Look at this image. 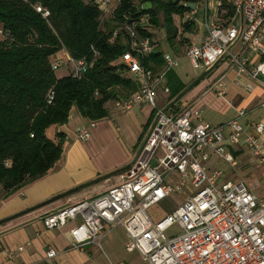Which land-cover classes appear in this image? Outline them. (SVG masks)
Instances as JSON below:
<instances>
[{
    "label": "built area",
    "instance_id": "built-area-1",
    "mask_svg": "<svg viewBox=\"0 0 264 264\" xmlns=\"http://www.w3.org/2000/svg\"><path fill=\"white\" fill-rule=\"evenodd\" d=\"M209 1L189 2L194 8L184 15V20L194 22L198 30L197 39L185 51L190 66L206 70L226 62L238 76L264 89V0H226L231 15L225 21L224 0L212 1L214 12ZM92 3L104 18L117 24L108 42H124L126 51L117 61L122 73L137 84L127 97H115L113 107L130 112L137 105H149L152 118L134 157L119 173L120 180L92 198L45 214L43 227L61 230L71 224V247L82 250L86 243L101 248L102 239L120 226L126 238L124 249L137 252L144 264H264V200L255 194V184L225 179L220 169L207 165L214 156L234 166L233 151L240 144L255 163L264 165V123H245L246 109H238L223 123L211 124L202 118L199 108L173 111L157 106L155 90L162 86L163 92L169 93L165 77L178 65L179 56L164 51V68H147L144 58L156 49L147 34L149 15L142 14L136 21H118L114 10L119 0ZM35 9L43 17L49 14L39 5ZM59 57L51 68H64L66 75L79 79L99 57V51L91 47L88 55L74 58L62 50ZM224 91L219 85L216 94L223 95ZM54 96L51 87L45 103L52 104ZM259 106L264 109V98ZM94 126L93 120L80 125L77 139H88ZM186 187L190 194L171 211L159 217L149 212ZM175 224L178 231L166 237L165 232ZM55 255L54 249L46 251L48 259Z\"/></svg>",
    "mask_w": 264,
    "mask_h": 264
},
{
    "label": "trees",
    "instance_id": "trees-1",
    "mask_svg": "<svg viewBox=\"0 0 264 264\" xmlns=\"http://www.w3.org/2000/svg\"><path fill=\"white\" fill-rule=\"evenodd\" d=\"M197 1L119 0L114 18L130 22L148 14L149 26L158 27L160 11L166 40L175 54L177 38L188 40L185 35L197 30L194 22L184 20L189 10L187 4ZM146 2L151 3L149 9L141 7ZM38 5L49 11L47 17L36 11ZM222 7L225 21L231 15V8L226 0ZM115 25V21L103 17L92 0H0L3 32L0 35V199L41 179L53 168L66 143L59 128L67 123L72 107L85 119L100 120L108 116L109 104L115 97H127L137 89L136 82L122 73L117 61L126 51L124 42H108ZM141 27L138 25L139 31L143 30ZM147 34L151 36L150 32ZM154 45L156 49L144 58L143 64L161 70L163 51L155 42ZM91 47L99 51V57L83 77L56 76L51 67L54 60L62 58L59 57L62 50L80 58L88 55ZM199 81L197 78L184 84L174 70H169L165 77L171 97L177 98ZM51 87L55 96L52 104L47 105L45 94ZM151 118L152 112L148 122ZM49 128H52L51 137L47 135ZM126 167L102 177L115 175Z\"/></svg>",
    "mask_w": 264,
    "mask_h": 264
},
{
    "label": "crops",
    "instance_id": "crops-1",
    "mask_svg": "<svg viewBox=\"0 0 264 264\" xmlns=\"http://www.w3.org/2000/svg\"><path fill=\"white\" fill-rule=\"evenodd\" d=\"M218 64L214 66L216 70L210 78L217 77L210 83L212 85H201L198 82L188 97H184L187 92L178 98L175 97L167 107L173 111L199 108L202 118L211 124L223 123L238 109H246L248 113L245 123L256 120L264 123V109L259 106L264 98V89L248 78L238 76L226 62L220 63V66ZM219 85L224 86L223 95L216 94ZM111 106V109L114 108ZM143 106L144 104L135 107L142 112ZM151 112L148 111L146 120L139 124V130L142 126L140 138L150 122L148 118ZM102 119L95 121L100 127L95 129L91 137L79 141L76 129L88 119L83 118L77 109L71 108L67 123L59 128L65 134L66 143L60 159L53 168L41 179L24 185L8 197L0 199V264H82L86 259L80 250L71 247L68 233L71 224L61 230H46L42 225V217L80 200L92 198L120 180L118 175L123 170L106 178L102 176L127 166L135 155L139 141L133 143L134 149L126 150L127 157L123 161L104 166L103 161L99 162L95 144L98 134L105 132L108 134L107 137L113 138L118 146L119 144L112 131H108L109 127L101 125ZM245 154L250 157L249 161L252 164H257L242 144L233 151L235 161L241 160ZM209 168L213 167L210 165ZM93 179L96 180L87 186L59 195ZM256 195L263 199V191ZM19 247L22 249L19 250ZM50 248L55 250L56 255L48 259L46 251Z\"/></svg>",
    "mask_w": 264,
    "mask_h": 264
},
{
    "label": "rangeland",
    "instance_id": "rangeland-1",
    "mask_svg": "<svg viewBox=\"0 0 264 264\" xmlns=\"http://www.w3.org/2000/svg\"><path fill=\"white\" fill-rule=\"evenodd\" d=\"M143 4L144 3H142L141 6ZM209 8L210 11L214 12L215 5L214 3L212 4V0L209 1ZM174 21L177 25V20L175 19ZM159 22L160 23L158 27H151V25L149 26V32L151 34L150 37L157 44V48L160 51L167 50L169 52H174L166 40L165 29L163 28L162 23V13L160 11ZM197 34L198 30H196L194 34L185 35L188 40L177 38L174 45L176 48L175 50H177V52L175 51V54L179 56V63L172 70H174L175 74L184 84L188 85L192 80L199 78V83L201 85L204 84L206 86H210L212 85L210 83L217 78L216 77L215 79H210L214 71L216 70V67H212L211 69L206 70L194 69L190 66L189 60L185 55L187 46L190 44V42H192V40L195 41L197 39ZM218 65L220 66V63ZM64 73V68H61L55 72L56 76H60ZM197 85H195L194 87H196ZM194 87L192 86V88H189L188 86L189 89L185 91V93H187H184V97H188V94ZM174 98L175 97H171L170 93H164L162 90V86L157 87L155 90V99L157 106L166 107V109H168L167 104L173 101ZM160 103L162 105H160ZM111 105L112 104L110 103L109 115L108 117L102 119L101 125H107L109 127L108 131H112V133L114 134V138L119 144L120 148L115 143L113 138L107 137L108 134L105 132L98 134V136L96 137L97 140L95 142L99 154V162L103 161V165L106 167L110 166L111 164H116L119 160L123 161L127 157L126 150L131 148L134 149L133 143L140 141L139 138L141 136L140 133L142 126L139 130V124L146 120L148 111H151L152 109L151 106L144 105L142 112H139L138 107H134L130 112H121L119 109H111ZM72 109H76V107H72ZM207 114L208 113H206V116ZM95 125L96 126H94L91 130V136L94 133L95 129H98L100 127L99 125L97 126V124ZM47 133V135L51 137L52 128H49L47 130ZM79 141L85 140L79 139ZM249 160L250 157L245 154L242 156L241 160L238 159L236 161V164L234 166H230L222 159L212 156L208 160L207 165L208 167L211 165V167L213 168L220 169L225 179H243L246 182L254 183V192L259 195L263 191L264 199V165L252 164ZM216 182L218 183L220 181L217 180ZM189 194V189L186 187L184 188L182 193L172 194L160 201L157 205L153 206L149 212L158 217L162 216L163 214L171 211L173 208L178 206L179 203H182L185 196ZM175 231H178V226L176 224L165 232L166 237H170L171 234ZM125 240L126 238L123 228L120 226L114 227L111 230L110 234L102 239L101 248H99L94 243H86L83 246L82 250L80 251L86 257V259L82 264H144L142 263L141 257L137 252H127L124 249ZM75 250L79 251V249Z\"/></svg>",
    "mask_w": 264,
    "mask_h": 264
},
{
    "label": "water",
    "instance_id": "water-1",
    "mask_svg": "<svg viewBox=\"0 0 264 264\" xmlns=\"http://www.w3.org/2000/svg\"><path fill=\"white\" fill-rule=\"evenodd\" d=\"M143 9H149L151 7V3L150 2H146L141 6ZM187 7L189 9H193L194 8V4L193 3H188Z\"/></svg>",
    "mask_w": 264,
    "mask_h": 264
}]
</instances>
